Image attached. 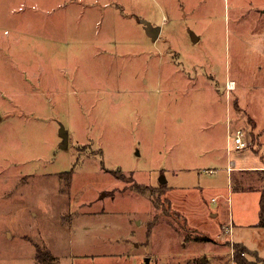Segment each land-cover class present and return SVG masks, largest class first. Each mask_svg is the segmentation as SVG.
I'll list each match as a JSON object with an SVG mask.
<instances>
[{"label": "rangeland", "instance_id": "374dc122", "mask_svg": "<svg viewBox=\"0 0 264 264\" xmlns=\"http://www.w3.org/2000/svg\"><path fill=\"white\" fill-rule=\"evenodd\" d=\"M246 166L264 170V0H0V264H240L236 243L262 264Z\"/></svg>", "mask_w": 264, "mask_h": 264}, {"label": "trees", "instance_id": "16d2710c", "mask_svg": "<svg viewBox=\"0 0 264 264\" xmlns=\"http://www.w3.org/2000/svg\"><path fill=\"white\" fill-rule=\"evenodd\" d=\"M264 171V170H261ZM119 173V172H117ZM138 189V188H137ZM141 189V188H140ZM140 189L139 192H140ZM262 197L260 201V207H261V213H260V226L264 227V189L262 190ZM152 231V230H151ZM150 232V230H149ZM151 233V232H150ZM43 251L39 250L37 253V259L45 264H54V259L52 257V254L50 252H45L47 256H50L51 261H46V259L43 258ZM248 253V250L246 247H244L242 244H234V254H235V260L240 264H259L255 263L253 261H248L245 256ZM262 264H264V261H261Z\"/></svg>", "mask_w": 264, "mask_h": 264}, {"label": "built area", "instance_id": "2783aa9c", "mask_svg": "<svg viewBox=\"0 0 264 264\" xmlns=\"http://www.w3.org/2000/svg\"><path fill=\"white\" fill-rule=\"evenodd\" d=\"M229 86H230V82L228 83V87ZM228 132H229V135H228L229 151H232V150L245 151L246 149L250 148L249 147L250 145L249 133L246 130H243L242 128L231 130V128H229ZM213 202L215 203L216 199H214Z\"/></svg>", "mask_w": 264, "mask_h": 264}, {"label": "water", "instance_id": "95a60500", "mask_svg": "<svg viewBox=\"0 0 264 264\" xmlns=\"http://www.w3.org/2000/svg\"><path fill=\"white\" fill-rule=\"evenodd\" d=\"M145 24L147 23L146 21H143ZM147 32H148V35L150 37H152L154 40H157L160 35H161V29L158 28V27H153V26H149ZM193 39L194 41L196 42L197 40V37L195 35H193ZM59 135L61 138H63V143H62V148H67L68 145H69V137H68V132L65 128V126L62 124L61 126V129H60V132H59ZM162 184H166L167 183V180H165L164 178H162L161 180ZM105 196V195H104ZM147 263L150 264V259H147Z\"/></svg>", "mask_w": 264, "mask_h": 264}, {"label": "crops", "instance_id": "0c3cea01", "mask_svg": "<svg viewBox=\"0 0 264 264\" xmlns=\"http://www.w3.org/2000/svg\"><path fill=\"white\" fill-rule=\"evenodd\" d=\"M257 167H258V166H257ZM257 167L254 166V168H249V166H248V167L246 166V167H243V168H241V169H251V170L259 171V170H261V168H262V167H259L260 169H257ZM210 215H211L212 217L215 216L216 218H219V213L211 212ZM219 224H220L221 228L224 227L223 224H221V223H219ZM242 244H243V243H242Z\"/></svg>", "mask_w": 264, "mask_h": 264}, {"label": "bare ground", "instance_id": "6f19581e", "mask_svg": "<svg viewBox=\"0 0 264 264\" xmlns=\"http://www.w3.org/2000/svg\"><path fill=\"white\" fill-rule=\"evenodd\" d=\"M231 89L235 88V83L234 82H230V86Z\"/></svg>", "mask_w": 264, "mask_h": 264}]
</instances>
